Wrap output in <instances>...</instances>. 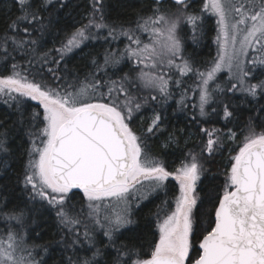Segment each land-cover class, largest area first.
Wrapping results in <instances>:
<instances>
[{
    "label": "snow or ice",
    "instance_id": "snow-or-ice-1",
    "mask_svg": "<svg viewBox=\"0 0 264 264\" xmlns=\"http://www.w3.org/2000/svg\"><path fill=\"white\" fill-rule=\"evenodd\" d=\"M68 6L0 0V102L16 115L0 120V177L24 159L15 183L27 195L13 204L0 187V264H49L56 251L54 264H264V0H125L115 18L112 0H89L79 26L64 31ZM206 14L218 26L210 66L196 53ZM89 42L102 52H85ZM77 51L82 66L69 68ZM224 70L228 79L216 83ZM173 100L188 123L168 131ZM146 108L138 134L132 122ZM152 137H164L155 152ZM226 142L236 147L209 177ZM170 178L178 185L171 202ZM160 192L145 252L135 216ZM45 213L56 224L49 241L37 231Z\"/></svg>",
    "mask_w": 264,
    "mask_h": 264
},
{
    "label": "trees",
    "instance_id": "trees-1",
    "mask_svg": "<svg viewBox=\"0 0 264 264\" xmlns=\"http://www.w3.org/2000/svg\"><path fill=\"white\" fill-rule=\"evenodd\" d=\"M124 2L125 0H112V3L115 5L114 9L112 10L113 18L125 12V9L122 7ZM201 2L202 0H195V6L199 7ZM66 3H68L69 6L65 8L61 13L63 17V23L61 25V28L64 31H71L73 26H79V23L77 22L82 21V18L86 15L89 0H66ZM132 11H133L132 9H127L128 16H124L123 18H129L131 16ZM83 22H86V20H84ZM60 35L61 36L63 35V31L60 32ZM216 36H217V28L214 22V18L212 15L206 14L204 20V27H203V36L200 39L199 46L196 48L197 58L202 66H210L209 62L216 57V53L218 50V45L215 42ZM121 41H123V38H121ZM125 42L117 41L113 44V47L118 46L120 48H123ZM52 43H53L52 38L49 37L48 44L45 47L46 48L52 47ZM93 44L94 42H89V48H85L84 51L87 52L89 50H93V51L102 52V49L99 47V44H96L94 48L92 47ZM191 50H192L191 48L188 49V51ZM14 55L17 57V62H19L24 68H28L26 58L22 59L19 53H15ZM2 62H3L2 59H0V63ZM77 66H82L81 53L79 51H77L75 55H72L71 59L68 60L69 68H73ZM36 67H38V65ZM122 67L126 72L130 67H132V65L130 62H125L124 64H122ZM120 74L122 75L123 73ZM115 78L116 77H113V79ZM227 79H228L227 71L226 70L221 71L217 73L216 83H223ZM184 80H185V87L194 86L195 84L194 77L191 78L184 77ZM191 95L192 93H190V96ZM177 98H179L178 95ZM240 99H242V97L239 96L234 97V100L237 104H239ZM35 106H36L35 103L32 101L26 102V107L28 108V111H31L32 108H34ZM165 107L167 109L166 114L170 120V123L168 124V131H172L173 128L178 129L186 126L188 121L185 118V114L180 112H175L174 114V109L176 107L174 100L169 101L168 105H166ZM151 114H152L151 109L146 108L142 110L140 114H137V116L134 118L132 122V126L137 131L138 134L144 133L147 127L146 121L148 120V118H150ZM4 119H7L9 123H11L13 120L16 119V115L11 108L0 102V120H4ZM216 126L219 127L220 125L218 124ZM236 130L239 133V128H236ZM164 135L166 136L167 132ZM163 138L164 137H159V138L152 137L149 139V144L154 152L157 151V145L160 143V141ZM195 142L196 141L194 138L192 141L189 142L187 146H185L183 140H181L179 147L173 146L170 149H168L170 155H167L165 159H167L169 162L175 160L176 156H178L181 153V151H187L188 148L192 147ZM20 143H21V137L18 134H14L10 138V145L17 156L21 151L19 147ZM235 147H236L235 144L231 142H226L222 152L216 155L215 161L211 164L212 172L208 174L209 177L219 173L221 166L227 161L229 151ZM23 163H24V159H19V160L14 159L10 166L11 170L8 171L2 177H0V187L5 185L7 186L6 191L9 193L13 204L22 200H27V195L23 194L21 192L20 187L16 186L15 183L17 173L21 172L23 169ZM219 179L222 181V176H219ZM168 184L170 186V191L168 192L167 198L171 202L174 196L176 195L177 184L173 180H169ZM200 186L205 188V190H207V187L210 186L209 179H205L204 183ZM164 199H165V195L163 192L154 194L149 197V200L144 201L142 207L137 210L135 219L138 221V225L133 226L135 228L134 234L136 237H138L137 242L139 244L144 245L145 252H147L148 250L149 241L153 238L152 233L155 231V219L151 215V213L156 211V206L160 205ZM40 223H41V227L37 229V231H41L43 233V241L52 240L54 238L53 233L56 231L54 216H50L48 213H45ZM55 238L58 239V237ZM58 259H59V251L53 252L51 254V259L49 260V264H54V261Z\"/></svg>",
    "mask_w": 264,
    "mask_h": 264
},
{
    "label": "rangeland",
    "instance_id": "rangeland-1",
    "mask_svg": "<svg viewBox=\"0 0 264 264\" xmlns=\"http://www.w3.org/2000/svg\"><path fill=\"white\" fill-rule=\"evenodd\" d=\"M213 16V15H212ZM213 18H214V22H215V24H216V17L215 16H213ZM218 26H217V24H216V28H217ZM218 51V50H217ZM216 56H217V53H216ZM35 103V102H34ZM170 180H173V179H171L170 178ZM175 183H176V181L175 180H173ZM177 184V183H176ZM176 194H178V185H177V192H176Z\"/></svg>",
    "mask_w": 264,
    "mask_h": 264
}]
</instances>
